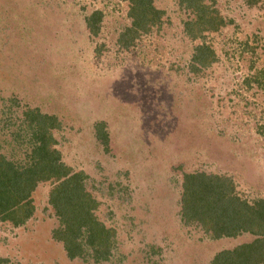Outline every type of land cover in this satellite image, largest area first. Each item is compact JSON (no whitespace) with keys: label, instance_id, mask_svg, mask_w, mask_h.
I'll return each mask as SVG.
<instances>
[{"label":"rangeland","instance_id":"374dc122","mask_svg":"<svg viewBox=\"0 0 264 264\" xmlns=\"http://www.w3.org/2000/svg\"><path fill=\"white\" fill-rule=\"evenodd\" d=\"M151 1L159 20L126 45V0H0V154L23 160L26 147L11 141L22 111L54 115L60 160L86 175L94 214L115 231L107 261L68 258L51 235L55 183L41 182L32 216L0 223L8 264H209L253 238L212 239L179 210L191 173L264 198V0H201L223 20L204 36L215 54L206 67L191 60L201 42L185 31L187 1ZM94 11L97 33L86 25Z\"/></svg>","mask_w":264,"mask_h":264},{"label":"trees","instance_id":"16d2710c","mask_svg":"<svg viewBox=\"0 0 264 264\" xmlns=\"http://www.w3.org/2000/svg\"><path fill=\"white\" fill-rule=\"evenodd\" d=\"M126 1L131 21L121 37L127 45L139 32L155 24L162 12L151 0ZM186 1L195 18L184 23L185 31L201 42L194 47L191 60L194 66L206 67L214 62L215 54L204 36L218 31L223 20L201 0ZM246 2L252 4L255 0ZM100 20L101 13L94 11L86 17V25L97 33ZM18 121L11 141L20 149L26 148L23 160L0 154V223L14 227L24 224L34 213L31 197L36 186L51 181L55 185L48 192V203L58 221L51 231L52 238L62 243L68 258H80L89 251L96 262L107 261L115 231L94 214L98 201L85 188L86 175L73 172L60 160L53 137V130L60 126L58 119L37 108H27ZM99 125L102 123L96 126ZM96 134L104 143L107 141L101 129ZM179 217L184 225H194L212 239L243 233L253 236L248 242L218 251L209 264H264V198L250 202L239 197L230 179L204 173L184 174ZM0 264H8V260L0 258Z\"/></svg>","mask_w":264,"mask_h":264}]
</instances>
